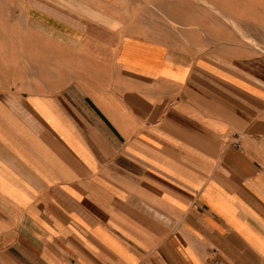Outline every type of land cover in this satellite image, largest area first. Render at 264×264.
Listing matches in <instances>:
<instances>
[{
    "label": "crops",
    "instance_id": "crops-1",
    "mask_svg": "<svg viewBox=\"0 0 264 264\" xmlns=\"http://www.w3.org/2000/svg\"><path fill=\"white\" fill-rule=\"evenodd\" d=\"M0 264H264V0H0Z\"/></svg>",
    "mask_w": 264,
    "mask_h": 264
},
{
    "label": "built area",
    "instance_id": "built-area-1",
    "mask_svg": "<svg viewBox=\"0 0 264 264\" xmlns=\"http://www.w3.org/2000/svg\"><path fill=\"white\" fill-rule=\"evenodd\" d=\"M241 138H242V133L240 131H233L227 136V139L232 141L233 144L237 147H241Z\"/></svg>",
    "mask_w": 264,
    "mask_h": 264
}]
</instances>
